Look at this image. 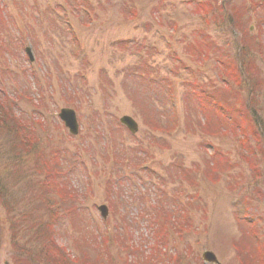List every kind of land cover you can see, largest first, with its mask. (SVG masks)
Returning a JSON list of instances; mask_svg holds the SVG:
<instances>
[{
  "label": "rangeland",
  "instance_id": "374dc122",
  "mask_svg": "<svg viewBox=\"0 0 264 264\" xmlns=\"http://www.w3.org/2000/svg\"><path fill=\"white\" fill-rule=\"evenodd\" d=\"M1 7L3 38L17 49L0 57V108L1 96L13 102L18 130L8 135L0 128V264H216L204 262V251L217 264H264V0H0ZM26 28L35 43H25L35 57L32 71L17 43ZM207 43L212 52L200 68L195 48ZM1 62L12 68L17 88ZM193 75L201 92L222 98V115L230 109L236 122H221L220 132L214 123L200 125L203 95L191 92ZM36 86L56 92V100L46 94L42 105L18 98L17 91ZM72 92L82 99L77 109L67 97ZM153 106L156 116L142 111ZM63 107L76 110L75 137L57 116ZM122 115L138 129L120 139ZM251 117L254 122H239ZM19 128L25 135L36 131L27 153ZM105 129L121 149L114 157L120 163L108 164ZM246 145L251 160L243 156ZM62 148V158L76 151L82 159L78 172L60 179L75 201L82 197V212L80 202L42 183L39 171L55 164ZM146 157L150 169L140 171ZM194 193L199 199L190 203ZM45 198L55 201L57 221ZM100 204L107 205L105 219Z\"/></svg>",
  "mask_w": 264,
  "mask_h": 264
},
{
  "label": "trees",
  "instance_id": "16d2710c",
  "mask_svg": "<svg viewBox=\"0 0 264 264\" xmlns=\"http://www.w3.org/2000/svg\"><path fill=\"white\" fill-rule=\"evenodd\" d=\"M18 1H15L14 3L16 4ZM161 5V4H160ZM198 5L200 7H204L206 6L207 4L206 3H203V2H200L198 3ZM2 11V8H0V18H1V12ZM156 15H157V10H156ZM157 22L161 21V17L159 16V18H156ZM161 23V22H160ZM232 23L231 22H227V25L230 26ZM2 29H4L3 25L1 24L0 22V57L2 58L3 56H5L6 54H10L11 56L13 55V50L17 49V47L15 46H10V42H9V38L6 37V38H3V33H2ZM1 66H2V70H3V76L5 77L7 74L8 76H12L13 73L10 72V68L5 64V62H1ZM1 76H2V72H0ZM142 76V75H141ZM2 99L4 100L5 104L2 105V107L0 108V128L3 129L4 132L8 133L9 134H12V135H15V132L16 130H18L17 128V125H14V122L16 121V118L15 116H13V110L12 108H10L9 105L6 104L7 102V99L6 97L4 96H1ZM213 96L212 95H209L208 96V99L207 100H212ZM1 99V101H2ZM155 107H148V108H142V111H148L149 113L153 114V116L155 114L158 113V110L157 109H154ZM19 121V120H18ZM20 122V121H19ZM224 122V121H223ZM20 129V128H19ZM21 130V129H20ZM22 131V130H21ZM20 132V131H19ZM32 131H30L31 133ZM98 132V131H97ZM29 133V134H30ZM22 134H23V144L25 145V151L26 153L29 151V147H28V138L30 140H33L35 137L33 136V139L29 137V134H26L22 131ZM121 139V138H120ZM34 141V140H33ZM113 143V146L114 148L117 150V151H120V147L118 144L115 145V142L114 140L112 141ZM35 149V151H37V146L35 144H33L32 146V149ZM139 150V149H138ZM60 155V152H56V156ZM77 160V157L74 158V162L72 163V160L71 159H68V161H65V160H62V161H58V159L56 160L57 163H60V164H63L64 162H66V165L69 167V166H72L75 161ZM53 162V165H54V169L56 170V173H55V176L58 177V173H62L64 168L59 171V164H54V160H51V163ZM59 171V172H58ZM8 189V188H7ZM8 191V190H7ZM8 193V192H7ZM45 202L49 208V212L52 213L50 214V218L53 220V219H57L58 218H55L54 214H53V208H52V205H53V200L50 199V198H45ZM57 214V212L55 213ZM42 246L39 248L40 250V254H41V251H42ZM33 259V257H32Z\"/></svg>",
  "mask_w": 264,
  "mask_h": 264
},
{
  "label": "water",
  "instance_id": "95a60500",
  "mask_svg": "<svg viewBox=\"0 0 264 264\" xmlns=\"http://www.w3.org/2000/svg\"><path fill=\"white\" fill-rule=\"evenodd\" d=\"M66 122V126L69 127V130L71 133H76L77 131V124L74 120L73 117H69V118H65ZM122 122L127 125L131 130H135V124L131 121V119H129L128 117H123L122 118ZM203 258L207 261H214V257L210 252H204L203 253Z\"/></svg>",
  "mask_w": 264,
  "mask_h": 264
}]
</instances>
